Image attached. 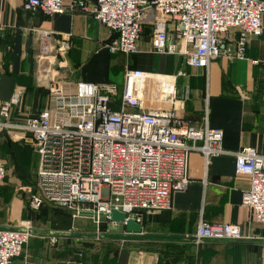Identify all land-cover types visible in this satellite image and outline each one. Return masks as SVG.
I'll return each mask as SVG.
<instances>
[{
  "label": "built area",
  "instance_id": "1",
  "mask_svg": "<svg viewBox=\"0 0 264 264\" xmlns=\"http://www.w3.org/2000/svg\"><path fill=\"white\" fill-rule=\"evenodd\" d=\"M16 1L25 11H39L45 16L78 11L91 15L116 34L106 44L108 52L125 56L139 52L147 14L153 26L152 51L181 56L186 66L195 69H206L217 58L246 60L248 41L263 32L264 0ZM66 2H70L69 7ZM168 20L173 23L172 35L167 33ZM41 37L40 56L55 64L66 53L67 42L61 40L54 48L48 44L47 33L42 32ZM229 38H233L232 46L227 45ZM155 76L127 69L121 90L110 83L76 81L68 86L53 78L47 105L22 120L18 116L22 114L23 89H15L8 100L0 101V133L20 132L37 157L34 192L28 188L30 210L38 211L49 204L72 212L73 218H88L97 226L103 219L108 225H117L108 218L114 210L140 224L138 212L171 210L174 194L187 189L192 153L200 154L205 166L213 157L231 155L234 173L248 178L242 205L249 211L248 225L256 228L247 233L241 225L200 220L186 239L197 245L207 241H264V153L249 146L226 151L219 129H197L175 115L176 92L171 80L165 83L166 91L159 99L167 101L169 107L144 110L146 86ZM177 76L184 73L180 71ZM188 96L186 87L184 100ZM6 176L7 168L0 160V182ZM30 230V222L18 229H0V264H13L21 256Z\"/></svg>",
  "mask_w": 264,
  "mask_h": 264
},
{
  "label": "crops",
  "instance_id": "2",
  "mask_svg": "<svg viewBox=\"0 0 264 264\" xmlns=\"http://www.w3.org/2000/svg\"><path fill=\"white\" fill-rule=\"evenodd\" d=\"M86 1L89 4L96 2ZM66 6L69 7L70 2H66ZM262 25V35L247 43L246 60L217 58L206 69H195L186 66L181 56L152 51L153 26L147 14L138 41L139 52L125 56L108 52L106 44L116 34L89 14L78 11L45 16L39 11H25L16 0H0V101L8 100L15 89H23L22 114L18 116V120H22L47 105L48 88L53 78L68 86L76 81L110 83L121 90L125 71L141 70L170 78L176 92L175 115L197 129L204 126L219 129L223 133L221 146L224 150L235 152L249 146L262 154L264 63H250L251 60L264 61V14ZM166 29L169 35L173 34L170 20ZM42 32L48 34L51 47L55 48L61 40L67 42L66 53L55 64L40 56ZM232 40L229 38L228 46H232ZM172 56L177 63L169 62ZM180 71L184 76H177ZM164 86L167 85L158 81L147 83L144 110L169 107L167 101L159 102L166 91ZM186 87L189 96L184 100ZM26 148L34 154L36 173L37 157L29 140L16 131L0 133V160L7 169V160L24 163ZM189 178L187 189L174 194L171 210L144 213L140 220L141 233H127L120 224L108 225V229L113 228L119 233L115 243L124 241L129 244L113 246L110 250L105 247L107 256L100 250V259L89 257L98 249L89 247L80 257L72 255L66 247L64 240L70 237L69 234L76 233L77 229L92 230L79 220L88 218L72 217L71 229L56 230L51 228L50 216L29 238L21 256L13 264H264V241L261 240L207 241L197 245L186 239L194 233L200 220L241 225L247 233L256 228L253 224L248 225L249 211L242 205V193L248 188V178L234 173L233 156L213 157L205 166L201 155L192 153ZM2 185L6 184H0V229H5L20 219L22 206L17 202H6ZM87 238L80 237L79 240L86 243L90 241Z\"/></svg>",
  "mask_w": 264,
  "mask_h": 264
},
{
  "label": "rangeland",
  "instance_id": "3",
  "mask_svg": "<svg viewBox=\"0 0 264 264\" xmlns=\"http://www.w3.org/2000/svg\"><path fill=\"white\" fill-rule=\"evenodd\" d=\"M169 62L171 64L177 63V59L172 56L169 59ZM29 145V144H28ZM30 147V146H29ZM28 147V148H29ZM26 152V160L21 163H13L12 161L7 160V176L5 179L0 182V184L5 183L6 185H2L5 189V199L7 203L11 202H17L22 206V213L19 220L12 222L11 226L6 227L5 229H18L20 228L22 223L30 222L31 224V236L36 232V229H40L41 226L49 219L52 213V208L49 206H43L39 209L38 212H32L28 208V202H29V195L31 192L28 191V188L32 187V193L33 190V181L35 178V158L34 154L30 150H25ZM7 159V157L5 156ZM10 177V178H9ZM26 213V215H24ZM81 220L82 224H85L86 227H91L92 232L87 230V232L81 231L77 229L76 233L69 234L70 237H68L64 242L66 243V247L69 248L72 255L79 254L82 252V255L84 254L83 251H88L87 248L91 247L93 249H96L97 251L91 252L88 256L89 257H95L100 259L102 257L100 250H102L103 255L107 256V254L104 253V248L107 247V250H110L113 246H122L125 247L129 243L126 242H117L114 241L118 240L119 233L115 230L108 229L107 226L100 223L98 226L97 224L93 223L92 220ZM102 224V225H101ZM84 226V227H85ZM110 226V225H109ZM98 227V228H97ZM106 227V228H105ZM99 228H101L99 230ZM98 229V230H97ZM94 232V236H91V233ZM87 236L86 243L83 241L80 242V237ZM60 243V242H59ZM95 243V244H94ZM90 245V246H89ZM200 245V244H198ZM91 259V258H90ZM85 264H106V263H85Z\"/></svg>",
  "mask_w": 264,
  "mask_h": 264
},
{
  "label": "trees",
  "instance_id": "4",
  "mask_svg": "<svg viewBox=\"0 0 264 264\" xmlns=\"http://www.w3.org/2000/svg\"><path fill=\"white\" fill-rule=\"evenodd\" d=\"M34 183H35V178H34L32 186H34ZM45 205H49V204H43L41 207H43ZM49 206L52 208V213H51V217H50L51 228L52 229H56V230H62V229L63 230H69V229H71L72 228V223H73V220H72L73 214H72V212L67 211L65 209H62V208L54 207V206H51V205H49ZM28 208H29V206H28ZM138 214L140 215V217L142 219V217L144 215V212H138ZM24 215H26V213H24ZM100 223L104 224L105 226H108L107 221L104 220V219L101 220ZM100 229L101 228H99V230ZM79 254H81L80 257L83 256L81 252ZM79 254H78V256H79Z\"/></svg>",
  "mask_w": 264,
  "mask_h": 264
},
{
  "label": "water",
  "instance_id": "5",
  "mask_svg": "<svg viewBox=\"0 0 264 264\" xmlns=\"http://www.w3.org/2000/svg\"><path fill=\"white\" fill-rule=\"evenodd\" d=\"M83 214L87 216L92 215L91 213H85V212ZM108 218L111 222L123 225L127 233L130 234L141 233L142 230L141 224L137 223L134 218L127 217V215L124 213H119L113 210L108 215Z\"/></svg>",
  "mask_w": 264,
  "mask_h": 264
},
{
  "label": "bare ground",
  "instance_id": "6",
  "mask_svg": "<svg viewBox=\"0 0 264 264\" xmlns=\"http://www.w3.org/2000/svg\"><path fill=\"white\" fill-rule=\"evenodd\" d=\"M154 80L155 81H158V82H160V83H163V84H165V83H167L168 81H170V79L169 78H165V77H163V76H155L154 77Z\"/></svg>",
  "mask_w": 264,
  "mask_h": 264
}]
</instances>
